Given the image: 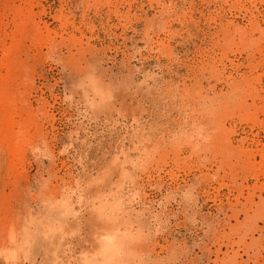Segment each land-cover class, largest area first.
Returning a JSON list of instances; mask_svg holds the SVG:
<instances>
[{"label": "rangeland", "instance_id": "374dc122", "mask_svg": "<svg viewBox=\"0 0 264 264\" xmlns=\"http://www.w3.org/2000/svg\"><path fill=\"white\" fill-rule=\"evenodd\" d=\"M0 264H264V0H0Z\"/></svg>", "mask_w": 264, "mask_h": 264}]
</instances>
